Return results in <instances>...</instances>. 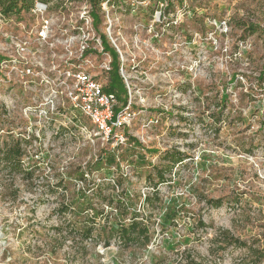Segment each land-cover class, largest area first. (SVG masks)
<instances>
[{"label":"rangeland","instance_id":"rangeland-1","mask_svg":"<svg viewBox=\"0 0 264 264\" xmlns=\"http://www.w3.org/2000/svg\"><path fill=\"white\" fill-rule=\"evenodd\" d=\"M102 2L98 25L88 0L0 19V157L23 152L0 165V261L264 264V0ZM76 73L130 112L122 143L73 106ZM134 216L148 242L117 235Z\"/></svg>","mask_w":264,"mask_h":264},{"label":"trees","instance_id":"trees-1","mask_svg":"<svg viewBox=\"0 0 264 264\" xmlns=\"http://www.w3.org/2000/svg\"><path fill=\"white\" fill-rule=\"evenodd\" d=\"M54 1H56V0H0V19L1 20H9L12 17H20L23 13H28V12L32 11L36 3H40V4H43L46 6L50 3H53ZM88 1L90 3V6H91L90 15H91L93 21L96 23V25H98L99 21H100V17L97 14L96 8L100 4L101 0H88ZM250 28H251V32H253L254 28L252 25ZM103 39H102V44L104 46V49L112 50L109 47H107V42H106L104 37H103ZM89 51H91V50L88 49V50H86L85 53H88ZM112 51H114V50H112ZM115 55H116V52H115ZM116 58H117V56H116ZM2 59L3 58L0 56V62L2 61ZM113 62L114 61H111V65L113 64ZM111 72H112V66H111ZM117 73H118L120 82L122 83V86L124 88L125 96H126V88L124 87L123 80L119 75L118 66H117ZM258 80L264 81V73L260 74V76L258 77ZM102 89L106 93L113 94L115 96L116 100H118V96L116 93L113 92V89L111 88L110 83H108L105 87H102ZM125 101H126V99H125ZM221 102H224V100H221ZM115 110L118 111L119 108H115ZM217 116L219 118L222 116V114H219ZM169 154H170L169 157L171 158L170 169L174 165H177L178 163L182 162V157H181L180 152L173 151L172 154L171 153H169ZM22 155H23L22 148L20 147V145L18 143H16L12 147H9L3 153V155L0 157V165H3V167L5 169H9V172L21 173L22 169H21L20 158L22 157ZM113 160H114L113 158H110V159L106 160V162L112 163ZM157 175H158V182L159 183L165 182L162 170H159ZM25 176H27V177L30 176V173H27ZM80 180L86 181L83 174L80 175ZM120 182L121 181L118 180L116 182V184L120 185ZM102 185H103V183L98 184L97 187L99 188ZM154 188H156V185H154ZM153 192H154V195H153L154 200L160 201V199L158 198V193H156V190ZM143 200L148 203L151 200V198L148 196V197H144ZM112 201H113L112 198H110V196H109V198H108L109 205L112 204ZM209 203L214 208H217L221 205V203L219 201H214V200L210 201ZM116 204L118 206L120 205L119 208L121 210L125 211V209H126L125 204H121L120 202H116ZM65 210H66V208H63V211H65ZM135 217L136 216H134L132 218V220H130V222L127 226H124V227L118 229L117 235H119V238H122L125 242L138 241L140 237H142L143 240H145V242L146 241L148 242L149 238H147V235H146L147 229L142 225V223L136 222V220H134ZM199 225L201 226L202 224L199 223ZM120 226H122V225H120ZM83 232H84L83 236L85 238H88V237H90V235L92 233V228H88V229L84 230ZM222 243L225 246L234 244V245L246 247L245 243H242L241 241L234 239L233 237L229 236L228 234H225V236L222 239ZM247 252H248L250 257H253V259H254L252 262L253 264H256L263 257V252L259 249L252 247V246L247 247Z\"/></svg>","mask_w":264,"mask_h":264},{"label":"built area","instance_id":"built-area-1","mask_svg":"<svg viewBox=\"0 0 264 264\" xmlns=\"http://www.w3.org/2000/svg\"><path fill=\"white\" fill-rule=\"evenodd\" d=\"M131 6L143 5L146 0H125ZM109 4H115V0H103L101 5L107 8ZM39 6L46 8L43 4ZM47 25V21H44ZM46 28V27H45ZM111 31L109 25L108 33ZM107 42V41H106ZM101 45L102 41H101ZM104 49V46H103ZM76 85L72 91H70V98L73 99V106L79 109L84 115L89 117L92 123L96 126L97 130L104 134L106 137H110L117 143H122L123 132L127 121L130 118V112L128 109L116 112V98L113 94H109L103 91L101 85L96 81L89 78L86 74L76 73ZM6 234L2 232L0 226V251L3 250ZM0 264L3 262L0 261Z\"/></svg>","mask_w":264,"mask_h":264}]
</instances>
